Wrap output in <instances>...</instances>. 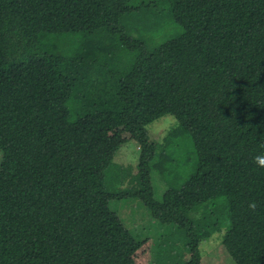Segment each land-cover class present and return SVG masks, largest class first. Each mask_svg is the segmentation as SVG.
Segmentation results:
<instances>
[{"label":"trees","instance_id":"1","mask_svg":"<svg viewBox=\"0 0 264 264\" xmlns=\"http://www.w3.org/2000/svg\"><path fill=\"white\" fill-rule=\"evenodd\" d=\"M165 116L177 126L149 141ZM117 129L140 156L115 193L69 160L40 166ZM0 139L13 159L0 168V264H134L144 240L109 207L125 198L167 228L151 264L174 237L182 264H201L221 232L234 264H264V0H0Z\"/></svg>","mask_w":264,"mask_h":264},{"label":"rangeland","instance_id":"2","mask_svg":"<svg viewBox=\"0 0 264 264\" xmlns=\"http://www.w3.org/2000/svg\"><path fill=\"white\" fill-rule=\"evenodd\" d=\"M134 1L138 3L141 0ZM176 31L178 29L174 26L170 32L175 33ZM149 38L146 36L145 41H147L148 47L152 48L157 42ZM176 126L177 122L171 116L156 120L146 128L149 141L157 144L162 143L167 132ZM181 149L187 161L182 164L180 172L189 176L195 171L197 157L188 136H184ZM139 156L140 151L137 144L121 129H117L82 147L50 153L47 157L40 159V166L45 168L60 160H69L82 177L90 179L97 186H103L109 193H115L116 190L127 187V182L131 181L133 174L137 173ZM12 162L11 155L0 139V168L8 166ZM151 185L154 197L160 198L165 185L158 174H152ZM109 207L129 232L144 240L141 249L132 257L133 263L151 264L152 242L159 240V237L164 238L167 228L150 221L148 211L136 199L113 200ZM222 233L214 234L209 240L200 244L201 264H234L221 246ZM171 243L173 244L169 251L165 243L158 242L156 244L154 253L159 250L167 251L157 255L159 259L155 260L153 264H182L189 258L181 241L174 237L170 240ZM171 254L175 255L173 261L166 259V256Z\"/></svg>","mask_w":264,"mask_h":264},{"label":"clouds","instance_id":"3","mask_svg":"<svg viewBox=\"0 0 264 264\" xmlns=\"http://www.w3.org/2000/svg\"><path fill=\"white\" fill-rule=\"evenodd\" d=\"M255 159H256L257 161H259L260 163L264 164V156L256 157Z\"/></svg>","mask_w":264,"mask_h":264}]
</instances>
